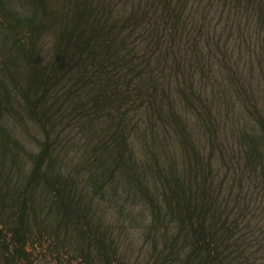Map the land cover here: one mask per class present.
<instances>
[{
	"label": "trees",
	"instance_id": "1",
	"mask_svg": "<svg viewBox=\"0 0 264 264\" xmlns=\"http://www.w3.org/2000/svg\"><path fill=\"white\" fill-rule=\"evenodd\" d=\"M32 1L1 12L25 63H0V264H264V117L251 102L232 115L226 94L251 99L213 19L264 40V0H132L120 16L112 0ZM131 48L149 58L133 66ZM20 114L42 137L34 157ZM102 201L146 209L139 251L134 220H105Z\"/></svg>",
	"mask_w": 264,
	"mask_h": 264
},
{
	"label": "rangeland",
	"instance_id": "2",
	"mask_svg": "<svg viewBox=\"0 0 264 264\" xmlns=\"http://www.w3.org/2000/svg\"><path fill=\"white\" fill-rule=\"evenodd\" d=\"M128 1L126 4L125 2ZM130 1V2H129ZM85 2V0L83 1ZM114 3L113 8L115 11L119 14V16L123 13L125 8H129V4L132 2V0H112ZM91 3V2H90ZM54 4V3H53ZM78 4V0H57L56 1V13H60V10H63V8H70V5L72 8H74L75 13L78 11L83 10V6L79 7L76 9V5ZM31 5H33L32 0H0V63H6L7 59L12 56V59L14 60L17 68L16 70L19 71L18 69V64L20 62V68L22 65L25 63L24 60L21 58L20 60H16L14 55H11L8 53V50L11 49L12 45L10 44V37H8V32L7 29L5 30V26L8 24V17L5 19L3 17V14L1 12L5 9L6 11H11L13 14H16L17 17H21L22 14H27L32 8ZM54 8V9H55ZM30 9V10H29ZM126 11V10H125ZM212 17V16H211ZM214 22L217 24L218 28L216 30L217 34L221 35V46L223 48H226L227 53H225V57H223V63L229 62H238L235 64L236 67V78H240L239 82V87L237 86L238 90L241 92H246L248 94L249 98L251 101H249L247 98H240L239 100L236 97L235 94H226L227 98L231 100V110L233 112V116L238 119L242 120L243 118H247V113H246V106H250L249 103L251 102L252 105L257 108L261 112V114L264 117V40H262V36H248L246 31L244 29H241L242 32L246 33L244 34L245 37L241 36L240 38L238 37V33H236L235 28H232L227 26L225 28V24L223 23L226 21L225 19H222L219 23L216 17H213ZM213 22V24H215ZM227 25H231L230 22H227ZM26 31H23L21 34L24 36ZM53 40L54 36L52 35ZM8 38V39H6ZM45 38V37H43ZM45 39L51 41L52 38L50 36L46 37ZM52 40V42H53ZM225 43V45H223ZM137 51V50H136ZM134 51L131 48L130 54H132L133 60H134V65L138 64L142 60H147L149 56L142 57L138 52ZM230 56V57H229ZM220 59L221 56H218ZM229 58L231 60H229ZM154 58L152 57L150 59L149 66H153L154 64ZM230 63V62H229ZM222 72V71H221ZM227 74V71L222 72V77H225ZM121 75V72H119L118 77ZM119 80V79H118ZM119 83L121 84V81L119 80ZM225 87H229L228 85L225 84ZM233 97V98H232ZM241 100V102H240ZM18 116L20 117V121L24 124L23 128L17 127L15 129V134L17 138L21 141L20 144L21 146L30 154H32V157L35 156V154L38 152V147L37 144L42 140V137L40 133L35 131L32 127L31 122L28 119V114H20ZM250 122V120H249ZM13 123V121H12ZM14 124V123H13ZM236 124V123H235ZM15 125V124H14ZM17 125V123H16ZM241 125H233V130L237 131ZM197 130V126L195 127ZM147 143L149 145V148L153 144L149 142V138H143V137H135L132 139V146H133V151L135 155L138 158H146L145 157V144ZM67 153L64 155L67 156L69 160H71V156H73L75 159L77 158L76 155V150L75 149H68L66 150ZM78 154V153H77ZM106 154L105 152H102V156ZM23 155V154H22ZM21 156V155H20ZM25 158V155H23ZM105 159V157H103ZM30 169V162L28 159L19 162V168H18V173L20 176L22 175L24 179H27L28 173ZM140 174V173H138ZM116 181H121V171L119 168H117V173H116ZM70 186V185H69ZM71 188H76L75 186H71ZM77 189H80L77 188ZM97 203V204H96ZM94 203V211L99 214L102 218L105 220L110 218L113 221L118 220L120 224L125 223V221H128V219L134 220V232L132 233V251H139V242L137 239L139 238V233L141 232V228L144 226L143 225V219L148 217V212L146 209H143L142 204L140 203H133L128 201L126 202H119L117 204H111V205H106V203L102 202H96ZM129 214V215H128ZM13 216V215H12ZM148 221V220H147ZM11 227V228H10ZM15 227V224L9 225L8 228L13 229ZM140 230V231H139ZM139 231V232H137ZM6 239L5 241L12 242V236L14 235L11 232H8L6 230L5 234ZM19 237H24L25 232H20ZM22 238H20V244H22ZM142 252V251H141Z\"/></svg>",
	"mask_w": 264,
	"mask_h": 264
}]
</instances>
